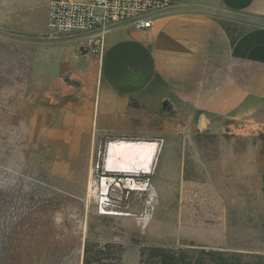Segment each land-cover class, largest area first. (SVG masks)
I'll return each mask as SVG.
<instances>
[{"label":"rangeland","instance_id":"rangeland-1","mask_svg":"<svg viewBox=\"0 0 264 264\" xmlns=\"http://www.w3.org/2000/svg\"><path fill=\"white\" fill-rule=\"evenodd\" d=\"M74 46L47 0H0V127L24 142L19 169L0 166V264H81L87 238L120 244L121 264L142 245L264 256V99L217 114L155 86L120 120L95 121L99 57ZM123 138L159 141L153 197L98 216L91 170Z\"/></svg>","mask_w":264,"mask_h":264},{"label":"crops","instance_id":"crops-1","mask_svg":"<svg viewBox=\"0 0 264 264\" xmlns=\"http://www.w3.org/2000/svg\"><path fill=\"white\" fill-rule=\"evenodd\" d=\"M98 57L95 121L100 113L101 122L120 120L131 99L155 86L228 114L246 99H264V0H180L152 14L146 30L114 26Z\"/></svg>","mask_w":264,"mask_h":264},{"label":"built area","instance_id":"built-area-1","mask_svg":"<svg viewBox=\"0 0 264 264\" xmlns=\"http://www.w3.org/2000/svg\"><path fill=\"white\" fill-rule=\"evenodd\" d=\"M180 0H47L49 25L61 35L82 41L90 54L100 55L110 30L119 24L137 30L152 25V14L176 5ZM159 141H156L158 143ZM162 140H160V143ZM89 188L96 201L98 216H117L131 193L152 188L144 178L150 173L112 172L97 163L91 170Z\"/></svg>","mask_w":264,"mask_h":264},{"label":"trees","instance_id":"trees-1","mask_svg":"<svg viewBox=\"0 0 264 264\" xmlns=\"http://www.w3.org/2000/svg\"><path fill=\"white\" fill-rule=\"evenodd\" d=\"M12 132L0 127V166L16 170L23 164L24 142L10 138ZM13 138V137H12ZM264 181V170L262 174ZM264 192V187L262 188ZM0 204L4 198L0 196ZM122 247L110 242H93L87 238L83 246L81 264H121ZM136 264H264V256L248 255L205 249L203 247L168 248L142 245Z\"/></svg>","mask_w":264,"mask_h":264},{"label":"bare ground","instance_id":"bare-ground-1","mask_svg":"<svg viewBox=\"0 0 264 264\" xmlns=\"http://www.w3.org/2000/svg\"><path fill=\"white\" fill-rule=\"evenodd\" d=\"M157 153L156 141L115 139L105 147L103 164L112 172L152 174Z\"/></svg>","mask_w":264,"mask_h":264},{"label":"water","instance_id":"water-1","mask_svg":"<svg viewBox=\"0 0 264 264\" xmlns=\"http://www.w3.org/2000/svg\"><path fill=\"white\" fill-rule=\"evenodd\" d=\"M73 52L74 53H79L80 57H82V58L83 57H87V56L90 55V51L83 44L74 46ZM172 109H173V105H172V103L168 99H164L161 102V110L163 112H170ZM204 122L205 121H204V118L202 116L201 119H200V123H199L200 126H203L204 125Z\"/></svg>","mask_w":264,"mask_h":264}]
</instances>
